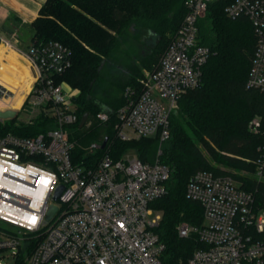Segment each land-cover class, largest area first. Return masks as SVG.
<instances>
[{"label": "built area", "instance_id": "built-area-1", "mask_svg": "<svg viewBox=\"0 0 264 264\" xmlns=\"http://www.w3.org/2000/svg\"><path fill=\"white\" fill-rule=\"evenodd\" d=\"M213 1L185 0L186 15L157 67L140 78L137 92L126 91L128 99L116 111L117 136L169 137L172 111L182 94L201 83L211 54L200 41L199 21ZM225 11L233 18L246 16L254 27L246 85L264 91V0H232ZM17 49L34 80L17 107L4 102L15 92L0 82V110H14L16 116L26 106L40 107L26 122L43 110L54 124L32 136L0 134V220L17 227L0 225V253L11 249L3 256L20 255L24 264H163L165 244L156 231L162 213L151 203L166 193L170 167L159 159L145 162L108 153L94 166L77 164L67 126L79 122L78 91L57 81L71 66L69 48L51 39ZM96 117L108 121L111 112L101 110ZM260 127L256 116L250 128L258 132ZM258 149L256 169L244 171L264 181V140ZM186 194L202 204L204 221L201 226L181 222L178 233L188 237L196 232L204 246L180 264H264V192L258 196L232 174L198 170ZM52 204L57 210L47 219Z\"/></svg>", "mask_w": 264, "mask_h": 264}, {"label": "trees", "instance_id": "trees-1", "mask_svg": "<svg viewBox=\"0 0 264 264\" xmlns=\"http://www.w3.org/2000/svg\"><path fill=\"white\" fill-rule=\"evenodd\" d=\"M231 1H213L199 21L200 41L210 46L211 54L201 83L179 98L164 141L159 135L117 136L116 111L126 103L127 89L137 92L140 78L157 67L186 15L185 0H45L31 24V40H58L70 50L71 66L57 81L78 91L74 102L79 122L84 112L89 113L88 122L82 127L77 122L70 134L74 161L94 166L104 154L120 158L134 150L142 161L159 159L170 167L166 193L151 203L162 213L156 231L165 244L163 264H180L204 246L196 232L188 237L178 233L181 222L201 226L204 221L202 204L186 194L195 172L232 174L258 196L264 192V181L236 172L254 171L261 157L264 91L246 85L256 36L246 16L226 13ZM101 110L111 112L108 121L96 117ZM256 116L261 121L258 132L250 128ZM53 124V117L41 110L20 125L0 122V134L32 136ZM106 136L104 148L88 152L94 141L102 143ZM15 264H24L20 255Z\"/></svg>", "mask_w": 264, "mask_h": 264}, {"label": "crops", "instance_id": "crops-1", "mask_svg": "<svg viewBox=\"0 0 264 264\" xmlns=\"http://www.w3.org/2000/svg\"><path fill=\"white\" fill-rule=\"evenodd\" d=\"M44 1L0 0V7L4 8L6 19L0 25V29L3 28V25L8 27L3 30L8 34L7 40L0 41V82L15 92L11 99L4 101L15 107L21 105L34 80L28 62L20 57L17 49V47L24 48L21 27L26 26L32 31L31 24L39 15L40 7ZM15 34L17 35L15 36Z\"/></svg>", "mask_w": 264, "mask_h": 264}, {"label": "rangeland", "instance_id": "rangeland-1", "mask_svg": "<svg viewBox=\"0 0 264 264\" xmlns=\"http://www.w3.org/2000/svg\"><path fill=\"white\" fill-rule=\"evenodd\" d=\"M4 8L0 7V25L2 24V22H5V16H4ZM1 32V36L4 40H7L8 34L3 32V29H0ZM21 33H22V40H23V45L24 48H27L28 45L30 44V42L32 41L31 36H32V31L29 30L28 27L26 26H22L21 27ZM3 41V40H2ZM70 85V84H69ZM71 86V85H70ZM72 87V86H71ZM36 109V110H35ZM37 110H40V107L34 108L32 106H26L23 110H21L20 112H18V114L14 117H5L3 119H0L1 124H12V125H20L22 124L24 121H26L27 119L33 117L35 115V112ZM76 127L75 124L73 125H69L67 126V129L69 131L70 134H72L74 128ZM100 141H94L91 144V148L88 150V152H93L97 146L100 144ZM124 155L127 156H138L136 154V152L134 150H128L127 152L124 153ZM212 163H214V161H212ZM236 172L238 173V175H245V171L244 170H236ZM0 225L6 228H10L11 230H16L17 227L14 225L9 224L8 222L2 221L0 220ZM11 252V249L9 250H3L0 253V264H15L16 263V259H14L13 257L9 256L8 258L3 256V254H6Z\"/></svg>", "mask_w": 264, "mask_h": 264}, {"label": "water", "instance_id": "water-1", "mask_svg": "<svg viewBox=\"0 0 264 264\" xmlns=\"http://www.w3.org/2000/svg\"><path fill=\"white\" fill-rule=\"evenodd\" d=\"M15 114H16V111H14V110H9V109H7V110H0V119H3L5 117H14ZM88 117H89V113L88 112H84L82 114V116L80 118V122H79V126L80 127H82L86 123ZM108 139H109L108 136H106L104 138V140L102 141V144H101V147L102 148H104L106 146V144L108 142ZM62 189H63V185H60L57 188V190H56V192L54 193V196H53L54 200H56L58 198V196L60 195ZM56 210H57V206L55 204H52V206L50 207V210L48 212L47 219H50L52 217V215L55 213ZM27 245H28V242H25L24 243L23 250H25V248L27 247Z\"/></svg>", "mask_w": 264, "mask_h": 264}]
</instances>
